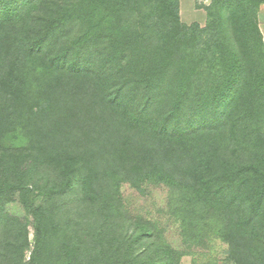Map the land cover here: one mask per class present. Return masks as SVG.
I'll list each match as a JSON object with an SVG mask.
<instances>
[{
    "label": "trees",
    "instance_id": "obj_1",
    "mask_svg": "<svg viewBox=\"0 0 264 264\" xmlns=\"http://www.w3.org/2000/svg\"><path fill=\"white\" fill-rule=\"evenodd\" d=\"M15 3L18 7L11 9ZM262 5L264 0H210L197 6L207 13L203 28L182 22L179 0H0V207L4 200L18 199L34 224L27 262L31 242L25 219L7 217L0 208V264L175 263L174 252L147 223L128 217L119 202L90 182L88 156L79 147L99 140L104 131L89 132L84 125L88 118L101 120L90 94L66 103L51 97L43 113L25 118L38 126V149L4 146L21 116L34 109L38 99L32 82L42 70L92 78L100 102L118 113L121 125L149 135L150 150L126 136L103 155L131 162L133 172L145 170L163 179L158 144H181L185 160L195 163L181 167L184 179L190 177L196 196L229 218L225 236L234 246L232 256L239 264H261ZM23 12L30 16L26 21ZM125 12L141 23L119 19ZM20 17L21 24H13ZM74 20L84 26V34L69 44L66 40L65 48L53 54L60 45L55 34ZM38 22H43L39 30ZM98 30L116 37L114 55L97 59L89 52ZM73 47L78 51L71 56ZM74 121H80L76 130ZM196 139L202 148L195 146ZM192 148L197 158L189 153ZM38 172L44 184L31 199Z\"/></svg>",
    "mask_w": 264,
    "mask_h": 264
},
{
    "label": "rangeland",
    "instance_id": "obj_2",
    "mask_svg": "<svg viewBox=\"0 0 264 264\" xmlns=\"http://www.w3.org/2000/svg\"><path fill=\"white\" fill-rule=\"evenodd\" d=\"M179 2L180 16L183 23L187 25L198 23L201 27H206L207 13L197 6L208 5L210 4L209 0H179ZM128 6L125 5L124 8L128 10ZM17 7L18 3H15L11 9ZM23 16L22 21H26L30 17L25 13ZM130 18L132 22L139 21L137 16L134 17L129 12H125L119 19L126 22ZM16 21L18 23L13 24L20 25L22 22L21 17L16 18ZM114 21L113 19L111 23H114ZM125 22L122 25H125ZM42 23L38 22L36 24L38 30L42 28ZM129 26L133 30L137 28L133 24ZM84 32V26L80 22H75V20L67 30L58 31L55 37L59 38L60 45L52 50L53 54H58L61 49L65 48L66 40L69 44L81 37ZM113 38L116 37L111 36L109 38V36L98 30V33L90 42L89 52L93 53L97 59L103 54L106 57L110 53L114 55L112 48L118 47L114 44ZM76 51H78L77 47H73L72 50H69L70 55L73 56L72 54ZM24 70L29 71L28 68ZM93 81L92 78H82V76L70 74L55 76L42 70L41 76L33 79L32 82L34 93L38 94L34 95L38 99L34 102L35 107L30 115L21 116L24 118H20L18 130L3 139L4 146L10 149H16L17 147L38 149L41 144L38 126L33 121L27 122L26 119L33 118L38 110H40L39 113H43L44 110L42 109L51 97H57L62 103H66L67 100L72 102L77 100L76 98L83 99V97L90 94L92 96L91 101L96 105L101 120L99 118L98 120L88 118L89 120L84 122V125L90 128L89 132H92L93 128L104 130L101 136H96L101 137L99 140L91 145L84 144L79 147L80 152L88 156L87 174L90 182L100 186L101 191L103 188L102 194L119 202L128 217L135 221L147 223L154 231L155 237L174 252V264H239L232 256L234 246L230 243L229 238L225 236L229 232L228 229H230L229 218L220 215L214 209V204L200 200L196 196L193 187H190V185L193 186V183L189 181L190 177H186L188 180L186 181L183 173L181 174L182 166L190 163L193 168L195 165V163L185 160L186 152H184L181 144L168 145L163 142L162 147L160 143L158 144L163 179L158 177L159 174L147 173L145 170L133 172L131 162L121 163L120 161L117 163L109 157L103 156L107 150L113 148V142H117L120 137L126 136L131 138L134 146L140 144L146 150H150V137L146 132L132 131L121 125L118 113L100 102L101 100L96 91L98 89ZM170 107L167 106L166 110H169ZM79 118L84 121L85 116L80 115ZM76 124L74 121V130H76ZM99 124H101V128ZM196 140L195 146L202 148L203 145H200L201 140ZM189 153L197 158L196 149L192 148ZM93 154L96 157L100 155L101 158L97 157V159L101 161L91 160L90 156ZM43 184L42 174L40 172L35 173L31 181L33 188L31 199L40 193L39 190ZM4 202L0 207L4 210V214L7 217L25 219V224L28 226L31 242V249L26 252V261L28 262L34 248L33 218L24 210L18 199L15 202H7V200H4ZM38 202H40V199H38ZM257 258L261 264H264V246L258 249Z\"/></svg>",
    "mask_w": 264,
    "mask_h": 264
},
{
    "label": "crops",
    "instance_id": "obj_3",
    "mask_svg": "<svg viewBox=\"0 0 264 264\" xmlns=\"http://www.w3.org/2000/svg\"><path fill=\"white\" fill-rule=\"evenodd\" d=\"M258 20H259V27L264 39V5H262L259 9Z\"/></svg>",
    "mask_w": 264,
    "mask_h": 264
},
{
    "label": "water",
    "instance_id": "obj_4",
    "mask_svg": "<svg viewBox=\"0 0 264 264\" xmlns=\"http://www.w3.org/2000/svg\"><path fill=\"white\" fill-rule=\"evenodd\" d=\"M210 1V0H209Z\"/></svg>",
    "mask_w": 264,
    "mask_h": 264
}]
</instances>
